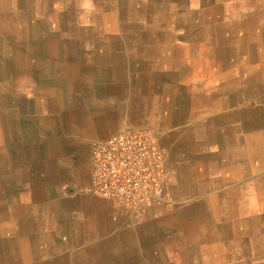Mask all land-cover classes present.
I'll return each mask as SVG.
<instances>
[{
  "label": "crops",
  "instance_id": "0c3cea01",
  "mask_svg": "<svg viewBox=\"0 0 264 264\" xmlns=\"http://www.w3.org/2000/svg\"><path fill=\"white\" fill-rule=\"evenodd\" d=\"M115 1L92 0L89 20H80L113 40L89 65L64 47L50 51L51 34L10 61L33 83H10L0 107L33 127L30 161L11 164L19 173L8 180L0 175V234H14L0 235V264H264V0H209L197 24L165 21L176 8L162 0ZM109 23L137 27V46L115 42ZM179 23L191 29L181 38L150 28ZM78 32L61 43L80 40ZM75 80L89 82L71 91ZM71 113L77 138L156 129L169 207L154 217L91 194L78 152L61 159V137L72 132L61 119Z\"/></svg>",
  "mask_w": 264,
  "mask_h": 264
},
{
  "label": "rangeland",
  "instance_id": "374dc122",
  "mask_svg": "<svg viewBox=\"0 0 264 264\" xmlns=\"http://www.w3.org/2000/svg\"><path fill=\"white\" fill-rule=\"evenodd\" d=\"M111 1L113 2V4H115L114 7L117 8L118 2H116L115 0H107V4L112 3ZM224 1L225 0H219L220 4L225 3ZM229 1L230 2H227V4L233 2V0ZM74 2V0H0V95L1 93H4L7 96L8 94L14 93L13 90L9 88L10 83H25L28 84V86L33 83L31 80H28V78H26V75L24 74L25 69H16V67H12L10 65V61L14 59V57L17 56L18 53H22L20 51H30V55L33 47L39 44L41 45L43 36H46L47 34L57 36V39L55 38L53 41L48 42L50 51L60 52L64 47L65 50L76 52V59L82 60V65H89L91 56L95 55L96 52L99 53L101 51H105L107 50L106 48L111 46L110 41L112 42L113 40H109L106 36L101 38L94 36L90 24L87 25L86 23L81 22L83 20H89V16H87L88 13H86L84 9L80 8V6L78 8V4ZM137 2L141 3V1L139 0H136V3ZM162 3L164 5H167L165 6L166 8H170L169 6H173L176 8L174 14H172L170 11L165 10H162L160 12V14L164 12L172 14L171 18L169 20L164 19L165 21L175 20L176 16H180L183 20L185 19L187 21L191 20V17H193L194 24H197L199 20L207 17L205 12L207 11V7L209 6V0H189L188 2H179L177 0H162ZM135 5L139 7V4ZM140 6L144 7L145 4H140ZM82 12L84 13V16L82 15ZM116 16V20H119V11L115 12V17ZM226 17L232 18L233 16ZM129 19L133 20V18ZM73 24H75L76 26L73 27ZM104 28L105 30H108L107 33L109 36L116 35V40H114L115 42H127L133 44L134 48L135 46H137V27H119L117 31V28L109 23ZM150 28H155L158 31L162 30V32L164 31V35H178V38H181L183 34L187 33L185 31H188L190 29L183 27L182 25H180V23L177 27H169L168 25H165L162 27L151 26ZM170 28L172 30V33L169 30ZM74 30L77 32L80 30V32H78V34L81 36L79 37L80 40L76 39V44L74 39H70L71 42L69 44L61 43V35L63 36L66 34L67 36L69 33L72 35V32ZM38 36H42L40 40L38 39ZM45 44L46 43L44 42V45ZM74 46H78L80 49L75 50ZM124 49L127 50L126 47ZM77 53L79 55H77ZM1 60H5L7 62V65L2 66L1 64L3 62H1ZM84 76L85 75H83V77ZM84 78L88 79L87 75ZM26 79L28 82H26ZM82 82H78L77 80L72 81L71 91H75L77 88H81L82 85L79 84L84 85L89 81ZM21 93L24 94L26 92L24 90ZM88 93V90L82 91L83 95ZM29 94L32 95L31 92H29ZM4 107H0V134L2 136V139L0 138V175H2L3 180L4 178L8 180L9 177L13 174L19 173L18 170H15L16 167H11V164L24 166L25 163L30 161L28 157L30 156L31 158V155L26 154V150L32 142L31 129L33 125L32 123H22L21 126L18 125V120L20 117L10 113V106H7L5 108ZM66 109L68 111V108ZM23 118L24 117H22V119ZM86 118L89 119L90 115L88 114ZM76 122L77 121L75 120V117L72 113L70 115H63L61 119V127L65 131L69 127L72 131L71 137L66 139L67 143L61 137V159L63 160L65 154H68V152H71L76 158V154L74 153L78 152L77 157L80 158L78 160V162L80 163L79 169L83 174L84 172L89 170L90 150L92 144L97 139L103 138V136H96L95 134H97V131L95 130V128H90L87 130V127L84 126V128H82L83 130L81 129L83 132L85 131L88 135L93 134L96 137H73V132H79L80 129V126H78ZM129 128L143 127H127L123 129ZM151 129L154 130L157 134L156 129ZM44 133H46L49 137H52L53 135L51 131H45ZM69 149L70 151H68ZM47 151L48 150L46 149V152ZM23 173L25 174L24 171ZM6 200V202L3 201V203H1V206L4 207L10 204V200H8V198H6ZM168 207L169 206L162 209L160 213H162ZM24 208L25 206H23V209ZM158 215L154 217H158ZM0 235H2L3 238H6L7 241H10V239L14 237L13 232H10V230L8 229L3 230Z\"/></svg>",
  "mask_w": 264,
  "mask_h": 264
},
{
  "label": "built area",
  "instance_id": "2783aa9c",
  "mask_svg": "<svg viewBox=\"0 0 264 264\" xmlns=\"http://www.w3.org/2000/svg\"><path fill=\"white\" fill-rule=\"evenodd\" d=\"M165 150L148 127L129 128L91 146L88 190L116 206L157 216L170 205Z\"/></svg>",
  "mask_w": 264,
  "mask_h": 264
},
{
  "label": "clouds",
  "instance_id": "9594fccd",
  "mask_svg": "<svg viewBox=\"0 0 264 264\" xmlns=\"http://www.w3.org/2000/svg\"><path fill=\"white\" fill-rule=\"evenodd\" d=\"M80 6L85 10L86 13H91V11L94 9L92 0H81Z\"/></svg>",
  "mask_w": 264,
  "mask_h": 264
},
{
  "label": "bare ground",
  "instance_id": "6f19581e",
  "mask_svg": "<svg viewBox=\"0 0 264 264\" xmlns=\"http://www.w3.org/2000/svg\"><path fill=\"white\" fill-rule=\"evenodd\" d=\"M178 1V0H177ZM212 2V1H211ZM79 8V7H78Z\"/></svg>",
  "mask_w": 264,
  "mask_h": 264
}]
</instances>
